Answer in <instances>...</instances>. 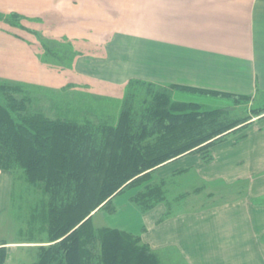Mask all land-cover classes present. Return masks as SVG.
I'll return each instance as SVG.
<instances>
[{
	"label": "rangeland",
	"instance_id": "1",
	"mask_svg": "<svg viewBox=\"0 0 264 264\" xmlns=\"http://www.w3.org/2000/svg\"><path fill=\"white\" fill-rule=\"evenodd\" d=\"M117 1L119 0L105 4L111 5L110 13L118 11L119 6L127 8L133 3V0H127L123 4ZM164 2L158 48L155 52V70L156 73L159 72L158 75H162L159 77L173 79L179 78L182 71L187 75V0ZM60 13L54 11L36 17L23 15L24 18L19 19L13 18L9 12H0V35L23 42L48 73L47 87L14 83L12 85L19 90L2 93L0 105H7L16 116L40 114L53 120H102L114 124L123 101L121 98L125 84L117 85L104 79L113 78V71L109 75L107 72L114 68L115 76L121 72L125 63L121 55L124 50L120 51L115 41L111 43L114 49L110 50L111 36L106 45L86 39L69 41L53 36L57 23L62 21ZM65 21L70 23L69 20ZM113 25L106 22V26ZM130 53L133 54L131 51ZM115 57L120 59V66L104 68L105 60ZM33 74L34 77L35 73ZM180 82L187 85L183 80ZM169 96L173 101L200 103L203 110L230 107L232 110L223 116L225 121L247 117L250 110L264 106V98L261 97H256L259 99L253 102H236L229 98L204 96L182 90H171ZM20 104L23 109L18 108ZM253 117L256 115H251L249 119ZM14 171L16 176L12 214L8 224L0 227V237L5 241H43L47 234L49 238L48 194L43 183L29 181L22 169ZM150 172L135 184L125 186L91 214L93 233L95 229L104 227L126 232L137 238L139 245L146 244L159 257L161 264H264V227L260 228L257 235L259 241L257 239L254 244L248 241L247 235H243L238 241L230 240L234 229L227 218L234 214L243 217L245 209L229 214L228 211L223 212V217L226 218L224 223L231 224L226 230L218 227V212L211 210L205 214L203 211L193 210L206 206L210 199H217L218 192L222 196L223 190L217 191L211 184L206 187L205 184L199 186V181H190L187 179V169L163 176L157 174L159 171ZM207 192L209 193L205 194ZM258 203L264 204V197L254 200L255 205ZM96 237L95 234L86 245L93 255L90 264L100 263ZM38 258L39 249L35 245L9 246L2 264H34Z\"/></svg>",
	"mask_w": 264,
	"mask_h": 264
},
{
	"label": "crops",
	"instance_id": "2",
	"mask_svg": "<svg viewBox=\"0 0 264 264\" xmlns=\"http://www.w3.org/2000/svg\"><path fill=\"white\" fill-rule=\"evenodd\" d=\"M164 1L133 0L130 7L119 6L118 11L110 13L111 5L105 4L113 0H0V10L31 17L61 12L62 21L57 23L53 36L69 41L86 39L106 45L111 36L110 44L115 41L119 50H124L121 55L125 62L121 72L116 69L118 76L115 68L107 72L109 75L113 71V78L104 80L113 84L124 85L129 79L164 84L183 80L192 88L248 96L252 102L259 99L256 97L264 98V0H187V75L182 71L179 78L173 79L159 77L162 75L155 70ZM117 2L123 4L127 0ZM107 21L114 25L106 26ZM116 58L106 59L104 68L120 66V59ZM47 75V70L23 42L0 35L1 79L47 87ZM186 169L190 181L223 190L222 196L218 192L217 199H210L206 206L193 210L205 214L211 210L218 212V227L226 230L232 224L231 241H238L243 235L253 244L259 241L257 235L264 227V204L255 205L254 200L264 197V114L232 128L205 149L179 157L152 173L159 171L157 174L163 176ZM15 176L14 170L0 169V227L8 224L12 214ZM244 209L246 216L234 214L227 218L231 224L224 223L223 212ZM48 244V234L38 242L5 241L0 237V248L5 253L9 246L35 245L40 249Z\"/></svg>",
	"mask_w": 264,
	"mask_h": 264
},
{
	"label": "trees",
	"instance_id": "3",
	"mask_svg": "<svg viewBox=\"0 0 264 264\" xmlns=\"http://www.w3.org/2000/svg\"><path fill=\"white\" fill-rule=\"evenodd\" d=\"M12 84L0 78V96L19 90ZM171 90L251 100L186 84L129 79L114 124L53 120L40 114L16 116L7 105H0V169H22L29 181L43 183L48 194L49 244L40 247L34 264H90L93 255L86 245L95 234L99 264H161L146 244L139 245L126 232L104 227L93 233L91 214L150 171L205 149L251 115L264 113L261 107L250 110L247 117L225 121L230 107L203 110L195 102L173 101ZM4 259L1 247L0 264Z\"/></svg>",
	"mask_w": 264,
	"mask_h": 264
}]
</instances>
